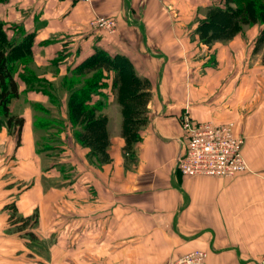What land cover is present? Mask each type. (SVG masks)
<instances>
[{
  "label": "crops",
  "instance_id": "crops-1",
  "mask_svg": "<svg viewBox=\"0 0 264 264\" xmlns=\"http://www.w3.org/2000/svg\"><path fill=\"white\" fill-rule=\"evenodd\" d=\"M227 2L0 0L2 48L26 59L15 64L19 92L9 104L25 120L20 144L0 126V261H40L21 234L9 232L6 206L15 203L21 216L38 213L35 233L41 242L56 237L58 250L75 246L67 237L75 228L73 264H169L197 250L207 253L206 264H258L264 255V26L204 38L207 15ZM102 16L117 20L114 32L95 25ZM97 50L126 58L147 93L140 139L128 146L115 74L105 73V97L92 102L105 104L102 157L76 138L84 130L72 124L63 88ZM26 71L45 80L49 93L27 85ZM185 115L233 123L245 140L249 170L231 178L181 174ZM49 121L60 130L43 147ZM55 148L58 155L50 156Z\"/></svg>",
  "mask_w": 264,
  "mask_h": 264
},
{
  "label": "trees",
  "instance_id": "trees-1",
  "mask_svg": "<svg viewBox=\"0 0 264 264\" xmlns=\"http://www.w3.org/2000/svg\"><path fill=\"white\" fill-rule=\"evenodd\" d=\"M233 4V6H229ZM210 19L205 22L200 29L206 38L208 33L212 35L230 36L243 30L242 28L260 24L264 26V0H228L226 8H216L211 11ZM0 37L5 36L0 29ZM214 33V34H213ZM261 39L264 40V29ZM206 42H210L209 40ZM4 43H0V126L6 124L9 131L19 138L25 124L22 117L13 115L10 111V101L18 95V83L15 79L18 62L25 63V57L7 56ZM19 48L14 49L15 51ZM115 74L114 87L117 90V98L122 106L124 118V136L127 145L130 146L140 138L137 134L139 126L144 124L139 115L144 112V99L147 93L142 90L143 81L135 74L134 69L128 60L123 57L111 58L104 51L97 52L78 66L70 77H66L63 82V88L69 93V118L74 126H81L83 132L76 133V138L82 145L90 147L93 154L98 157L105 155L107 146V137L105 134V118L96 113L102 112L104 102L99 100L92 103L97 95L105 97L101 90L105 87V73ZM26 71L22 74V79L30 87L37 91L48 92L45 80H38L34 75H29ZM94 77L89 81L84 78L88 74ZM54 124V122H53ZM46 126V125H45ZM49 126V127H48ZM52 128L51 122L46 126ZM10 212V226L16 228L19 234L24 233L25 239L29 242H40L38 235L34 230L38 229L39 215L33 214L29 217L21 216L18 213L15 203L6 206Z\"/></svg>",
  "mask_w": 264,
  "mask_h": 264
},
{
  "label": "built area",
  "instance_id": "built-area-1",
  "mask_svg": "<svg viewBox=\"0 0 264 264\" xmlns=\"http://www.w3.org/2000/svg\"><path fill=\"white\" fill-rule=\"evenodd\" d=\"M88 2L90 0H71ZM95 25L114 32L118 23L115 18L98 17ZM187 152L179 158L178 168L187 177L231 178L249 170L243 154L244 138L235 133L233 123L196 122L189 115L183 117ZM207 253L192 251L169 264H206ZM258 264H264V255Z\"/></svg>",
  "mask_w": 264,
  "mask_h": 264
},
{
  "label": "rangeland",
  "instance_id": "rangeland-1",
  "mask_svg": "<svg viewBox=\"0 0 264 264\" xmlns=\"http://www.w3.org/2000/svg\"><path fill=\"white\" fill-rule=\"evenodd\" d=\"M161 1V0H160ZM211 13H209L206 17L207 20L210 19V15ZM249 27H244L242 28L243 30L247 29ZM214 34V33H213ZM264 47H261V54L264 55ZM264 61V57L263 59H261ZM94 75L91 73V74H88L87 77L84 78L85 81H89L91 78H93ZM55 112L54 113H57L56 109L54 108ZM102 112L100 113H96V115L98 117H100V115ZM51 126H53L50 130H49V133L48 136L42 146L43 147H48L49 144H51V139L55 138L54 135H57V131L60 130V124L58 125L57 123H54L51 122ZM59 153V149L58 148H55L54 150L50 151V156H55L56 154L58 155ZM75 176V175H74ZM60 186H62L60 183H59ZM64 187V186H63ZM72 195H74V193H71ZM10 214V212H9ZM10 223V222H9ZM74 230L75 228H73V231L71 232V234H68L67 237L69 238H73V241H72V246H73V242L75 241V246L70 249H65L62 250V249H56L54 247V245L56 244V241L58 242V239L56 237H52L50 238L47 242L44 241V242H38V241H35V242H29V238H27L26 240L28 241L27 242V246H28V249H30V251L33 253V257L34 258H40V261H0V264H44L45 262H48V261H51V262H54V264H58L59 262L62 264L63 262H65V264H73V261H77V233H74ZM10 233H16L18 234V232H16V228L14 226L11 227V229L9 230ZM21 237H24V233L21 234ZM59 261V262H57ZM71 261V262H70ZM50 262V263H51Z\"/></svg>",
  "mask_w": 264,
  "mask_h": 264
}]
</instances>
